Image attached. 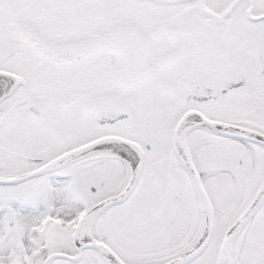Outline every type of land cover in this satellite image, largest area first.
Here are the masks:
<instances>
[{
	"label": "snow or ice",
	"instance_id": "snow-or-ice-1",
	"mask_svg": "<svg viewBox=\"0 0 264 264\" xmlns=\"http://www.w3.org/2000/svg\"><path fill=\"white\" fill-rule=\"evenodd\" d=\"M0 264H264V0H0Z\"/></svg>",
	"mask_w": 264,
	"mask_h": 264
}]
</instances>
